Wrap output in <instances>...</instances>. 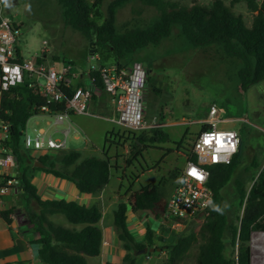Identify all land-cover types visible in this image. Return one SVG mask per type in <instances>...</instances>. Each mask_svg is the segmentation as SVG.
I'll use <instances>...</instances> for the list:
<instances>
[{"label":"trees","instance_id":"16d2710c","mask_svg":"<svg viewBox=\"0 0 264 264\" xmlns=\"http://www.w3.org/2000/svg\"><path fill=\"white\" fill-rule=\"evenodd\" d=\"M135 1L153 7L156 17L146 27L132 26L119 30L115 23L117 10ZM237 1H244L251 12L250 25L244 22L241 13L233 10V4ZM56 3L65 25L89 39L94 36V45L111 55L110 61L113 62L109 61L108 64L128 67L129 54L147 45H158L169 36L173 24L177 23L179 32L191 47L215 44L225 55L239 61L237 77L241 89L264 79V1L259 5L252 0H230L228 4L223 0H212L207 5L192 1L186 5L176 0H110L104 17L99 9L102 0H56ZM16 54L19 59L23 58L17 47ZM36 59L39 62L43 57L37 56ZM99 63L105 64L103 60ZM88 79L92 88L103 89L96 70L89 72ZM29 82L25 78L2 90L0 118L9 124L8 135L2 145L13 152L18 164L23 162L24 167L15 176L0 174L1 185H5L7 179H16L23 190L27 217L38 233L34 241L38 244L41 261L46 264H87V256H97L100 252V205L96 202L85 206L74 200L42 199L27 173L28 168L67 179L80 192L96 194L111 176L112 163L107 152L111 142L127 145L126 163L140 165L142 147L147 143L165 142L168 134L161 126L151 127L148 131L107 130L102 157L86 152L84 148H24L21 136L27 120L39 114L40 106L45 103L44 98L29 86ZM78 85L84 86L82 82H77L72 83L71 87ZM48 106L50 110H62L65 103L62 100ZM207 125L203 124L201 129ZM182 140L177 142L179 146ZM241 145L240 139L229 163L207 166L206 185L212 191L213 202L206 213H198L189 219L192 222L195 217L202 216L197 229H182L171 241L155 240L150 226H146L143 239L136 240L127 226V210L144 211L155 219L161 217L169 196L180 182L181 168H172L157 181L140 182L137 187L129 184L126 198L118 202L113 210V224L125 253L121 261L107 264H134L138 251L144 246L159 247L160 250L146 251L141 253L143 255L165 253L157 264H182L188 257H192V264H251L250 234L264 230V164L259 166L253 159L251 167L254 170L249 166L238 170ZM46 151L55 154V158L51 159ZM187 160L196 161L191 147ZM34 161L42 165L36 166ZM229 180L233 183L234 199L227 205L223 202L221 189ZM30 203L37 210L30 209ZM10 212V208L0 210L7 224L11 221ZM53 213L62 214L70 226L50 220L48 215Z\"/></svg>","mask_w":264,"mask_h":264},{"label":"rangeland","instance_id":"374dc122","mask_svg":"<svg viewBox=\"0 0 264 264\" xmlns=\"http://www.w3.org/2000/svg\"><path fill=\"white\" fill-rule=\"evenodd\" d=\"M176 1L186 5H190L192 1L207 5L212 0ZM223 1L228 4L230 0ZM109 2L110 0H102L99 8L102 17L106 14ZM0 9L17 20L21 26L16 45L24 58L41 56L48 52V61L53 60L56 66L68 61L76 69L84 70L97 62L95 58L89 57L93 53H96L98 60H103L105 64L112 59L106 50L101 51L98 45H94V36L89 39L62 22L56 0H8L7 4L0 0ZM233 10L241 13L244 22L250 25L252 14L244 1L235 2ZM154 17L156 11L153 7L135 1L117 10L115 23L117 28L123 31L132 26L146 27ZM127 61L129 64L138 61L148 70V79L143 91L144 119L147 125L144 130L161 126L167 132L168 140L147 143L142 147L143 160L140 161L142 168L137 164L126 163L127 145L123 142L110 143L107 152L112 162L111 173L123 179L124 188H128L131 182L133 187H137L140 182L157 181L172 168H182L193 139L206 123L212 105L221 108L218 116L225 118V121L218 123V128L235 129L242 141L238 170L246 166L254 170L251 167L253 159L259 166L264 164V79L244 90L241 89L237 77L239 61L225 55L215 44L191 47L179 32L177 23L173 24L169 36L163 38L158 45H147L137 49L127 56ZM38 81H42V78L39 77ZM92 110L99 111L90 108V111ZM33 118L34 116H31L27 120L24 131L31 136L35 133L32 127ZM77 119L83 123L85 130L81 129L76 133L70 129L65 139V148H83L93 144L95 151L92 153L98 156L103 155L104 135L107 130L123 132L129 130L98 117L77 115ZM64 126V123L51 124L47 128V134L63 139V135L59 132L53 133V129ZM74 134H78L79 137L73 138ZM182 138L179 146L177 142ZM46 152L51 155V159L55 158V154ZM19 165L22 170L24 163ZM221 194L223 202L230 205L234 199L232 180L224 185ZM202 220V216H199L192 222L185 221L182 228L175 227V234L186 228L197 229ZM146 221L157 224L154 218H148ZM172 239L173 237L170 241ZM164 256L165 253L160 252L156 255L150 254L146 258L139 253L134 264H157ZM262 258L264 240L254 239L251 262L256 263ZM96 260L98 258L95 256L89 258V262ZM192 263V257H188L182 264Z\"/></svg>","mask_w":264,"mask_h":264},{"label":"built area","instance_id":"2783aa9c","mask_svg":"<svg viewBox=\"0 0 264 264\" xmlns=\"http://www.w3.org/2000/svg\"><path fill=\"white\" fill-rule=\"evenodd\" d=\"M257 5L264 0H252ZM21 28L16 20L0 9V100L2 90L9 85L29 79V86L40 94L45 103L40 106V113H49L53 123L67 122L66 127L57 130L63 139L44 135V131L37 130L31 136L22 133V146L32 149L64 148L69 133V116L71 114H88V106L92 99V91L85 86H73L72 81L80 74L96 70L102 83L103 90L109 95L116 113V121L129 130H141L147 127L144 119L143 91L147 81V70L138 62L133 61L128 67L116 63L101 64L98 55L93 53L97 62L90 64L84 71L76 69L70 62L63 61L59 66L48 62L43 55L41 61L36 56L19 59L16 54V38ZM40 56V55H39ZM42 81H38V78ZM90 80V79H89ZM91 81V80H90ZM64 100L65 108L50 110L48 104L59 103ZM222 109L212 105L209 109L208 124L195 135L191 150L196 161H185L181 170L179 184L169 196L164 214L157 220L160 224L169 222L172 226L183 227L185 221L198 213H206L213 202L211 189L206 185L208 176L207 166L210 164H226L237 151L239 145L238 132L235 129L218 128V123L225 118L218 116ZM9 124L0 118V166L9 168L16 166L17 161L13 152L2 145L7 137ZM210 143H205V139ZM195 169L197 175H192ZM14 183L7 179L6 185ZM254 239L264 240V230L252 231L250 234L251 261ZM261 249V248H260ZM146 258L149 255H145ZM264 264V258L256 263Z\"/></svg>","mask_w":264,"mask_h":264},{"label":"crops","instance_id":"0c3cea01","mask_svg":"<svg viewBox=\"0 0 264 264\" xmlns=\"http://www.w3.org/2000/svg\"><path fill=\"white\" fill-rule=\"evenodd\" d=\"M16 22L20 26L17 20ZM16 47L18 48L17 45ZM47 54L48 52L44 54L43 57L48 61ZM79 70L84 71V69ZM77 82H82L85 87L90 88L93 92V96L88 106V114H71L69 116V132L70 129H73L76 133L81 129L85 130V126L79 119H77V115L98 117L105 121L119 124L116 121L114 105L109 95L103 89L92 88L86 74H80L72 81V83ZM90 108L99 111H90ZM63 123L65 124L64 127L68 124L67 122ZM51 124L55 125L52 121L51 115L45 112L34 115L32 120L34 132L36 133L37 130H42L44 131V135H51L47 134V128ZM59 129L55 127L53 133L58 132L57 130ZM78 137V134L73 135V138L77 139ZM86 141H88V139ZM83 148L86 152L92 153L95 151L93 144ZM142 160L143 159H140V161ZM35 162L37 161H34V165ZM140 168H142L141 165ZM20 171V165L18 162L16 166L9 168L0 166V174L15 176L19 174ZM27 173L31 176V181L35 184L37 193L42 199L74 200L85 206H90L95 202L98 203L101 207V217L98 221L102 233L100 252L95 256L98 260L89 262L91 256H87L86 262L87 264H107L108 262L121 261L125 250L122 246V241L117 236V231L113 224V210L116 204L124 200L127 195V188H124L122 178L113 176L111 173L107 184L98 193L90 194L80 192L71 181L46 173L42 170L28 168ZM115 184H118V186ZM22 194L23 190L19 187L16 179H14L12 185H1L0 180V210L11 209V212L9 213L11 221L9 224H7L0 215V264H46L41 261L38 256V244L34 241L38 237V233L34 230L33 223H31L27 217ZM29 205L30 209L37 210L33 203H30ZM48 217L54 223L70 226L65 217L60 213L49 214ZM148 218L153 217L146 214L144 211L133 212L130 208L127 210V226L136 240L140 241L143 239L146 226H150L153 231L154 239L159 242L168 241L175 235L176 228L169 222L160 224L159 221L154 218L157 224H152L151 222L146 221Z\"/></svg>","mask_w":264,"mask_h":264},{"label":"water","instance_id":"95a60500","mask_svg":"<svg viewBox=\"0 0 264 264\" xmlns=\"http://www.w3.org/2000/svg\"><path fill=\"white\" fill-rule=\"evenodd\" d=\"M92 41H90L89 45H91ZM90 52H93V51H90ZM35 165L36 166H41L42 164L39 163V162H35ZM155 250H160L159 247H154V246H150V247H147V246H144L140 251H138V253H144L146 251H155Z\"/></svg>","mask_w":264,"mask_h":264},{"label":"snow or ice","instance_id":"6c2138e0","mask_svg":"<svg viewBox=\"0 0 264 264\" xmlns=\"http://www.w3.org/2000/svg\"><path fill=\"white\" fill-rule=\"evenodd\" d=\"M205 143H210L209 139L206 138ZM192 175H194V176L197 175V172L195 169L192 170Z\"/></svg>","mask_w":264,"mask_h":264},{"label":"clouds","instance_id":"9594fccd","mask_svg":"<svg viewBox=\"0 0 264 264\" xmlns=\"http://www.w3.org/2000/svg\"><path fill=\"white\" fill-rule=\"evenodd\" d=\"M4 3L7 4L8 3V0H4ZM217 211H220L219 208H216Z\"/></svg>","mask_w":264,"mask_h":264},{"label":"bare ground","instance_id":"6f19581e","mask_svg":"<svg viewBox=\"0 0 264 264\" xmlns=\"http://www.w3.org/2000/svg\"><path fill=\"white\" fill-rule=\"evenodd\" d=\"M261 247V246H260Z\"/></svg>","mask_w":264,"mask_h":264}]
</instances>
